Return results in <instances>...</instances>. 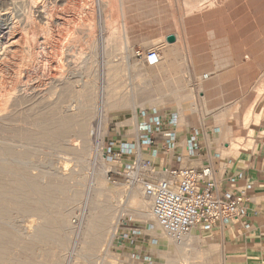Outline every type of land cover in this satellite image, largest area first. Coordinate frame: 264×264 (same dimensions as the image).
<instances>
[{"label":"rangeland","instance_id":"1","mask_svg":"<svg viewBox=\"0 0 264 264\" xmlns=\"http://www.w3.org/2000/svg\"><path fill=\"white\" fill-rule=\"evenodd\" d=\"M46 1L47 16L49 15L47 23L34 25L37 26L36 29L40 25L48 29L47 35L45 33L39 35H46L48 56L46 55L44 62L41 60V63L34 64L40 65L31 67L29 82L34 80L32 84H39L43 80L47 81L48 86V81L52 82L54 79V88L49 90L46 99L53 105L50 109L51 114L44 115L50 121L48 124L54 125L58 118L56 110L60 103L61 105L63 102L69 103L74 99L71 88L77 82L86 83L89 80L91 89L84 90L82 98L85 102L84 112L77 119L78 121L69 122L63 128H54L51 132H45L39 127L28 124L35 121L36 124L41 123L40 115L34 114L35 118L33 116L27 118L26 114L17 113L13 115L9 125L0 129V140L14 144L15 150L19 149L24 153L26 151L21 162L32 167L31 172L34 174L43 171L53 173L64 171L77 176L76 180L80 184L76 189L73 188L76 193H70L72 195L59 192L61 186H56L55 189L59 188L58 191L54 190L51 195L35 194L34 196L32 190H30L31 194L27 187L24 198L17 193L10 195L6 187L0 186L2 188L0 210L5 207L0 211V231H4L3 234L0 232V264H166L163 256L158 252L156 237L150 232L145 220L131 211L133 207H128L126 203L125 207L119 209L121 211L118 210V214L115 213L114 218L109 221V230L115 231L116 235L107 244L106 237L109 235L107 233L101 245L97 246L83 241L88 211L95 203L102 209V206L119 204L120 200L125 201L124 190L130 188L128 173H134L139 179L154 181L160 178L158 174L162 172L153 164L155 157L151 156L147 146L149 144L140 140L141 135H147L145 128H139L140 125H149L153 129L155 123L150 120L152 116L157 115L154 112L146 115L145 110L159 109L166 103L179 105L182 102L189 107L193 102V112L200 118L206 113L205 118L214 117L218 121L217 125L222 126L226 122V129L221 127L219 133L222 135L224 132V137L215 143L216 151L230 155L250 147L253 135L250 129L251 123L257 122L259 107L264 103V69L256 76L253 73L247 75L245 89L235 91L220 90L216 87L218 85L214 88L213 86L205 88L200 84V75L193 79L198 84L193 90L167 89L168 85H173L167 83L172 77H166L164 73L177 68L184 70L192 66L203 68L207 63L212 62V59L205 54L198 58L190 57L192 27L189 23L192 18H237L242 17L244 13L247 53L258 54L260 45H264V0H103V2L70 0L71 2L66 4L59 0ZM194 23L193 35L195 29L199 28ZM123 30L127 34L126 40L122 41ZM88 33L91 36H86ZM169 33L176 35L173 44L174 53L167 52L170 46H167L165 36ZM139 49H158L159 60L150 65L138 59L134 53ZM89 55L93 56L91 59L93 64L89 65L92 67H89L91 71L90 69L87 71L88 66L85 62ZM214 61H217L216 58ZM249 65L247 59V68ZM44 69L47 78L43 76ZM39 70H42V73ZM60 72L65 73L64 77L69 78L68 86L64 84L62 89V84L60 86L55 80L57 77H53ZM73 74L75 75L72 76ZM12 75L14 76L13 72L8 73V77ZM84 80L86 82H83ZM131 93H134V96L130 98ZM123 98H127L128 102ZM57 99L60 100L58 104ZM133 103L135 107L132 106ZM127 118H134V126L125 123ZM161 121L163 126L162 117ZM75 123L90 126L93 134L91 135L93 150L89 152L87 150L85 155L81 156L77 155L70 146L62 148L55 137L56 133L62 131L72 133ZM22 126H26L27 129ZM162 126L158 131L152 132L151 138L155 139V134L161 132L162 135H166V139L168 133L174 135L173 132L179 130L175 124H169L166 130ZM133 127H136L135 133ZM177 133L181 131L175 134ZM135 136L141 137L139 145L140 150L144 152L142 159L138 156L139 147L136 143L138 139ZM195 137L198 141V136ZM142 139L146 140L144 137ZM223 142L229 146L227 149H224ZM98 143H100L101 155L96 152ZM67 144L81 147L83 140L70 137ZM123 144H127V148L134 149L132 152L121 151L120 147ZM170 144L173 145L174 142ZM145 161H148V164ZM126 164L129 168L124 167ZM103 166L105 167L104 186L93 179L95 172L102 170ZM52 176L56 177V174ZM118 186L123 187L120 196L117 191L111 190L112 187ZM62 188H69L71 191L72 185L64 184ZM112 198L115 200H111ZM23 200L25 203L21 202ZM64 213L70 214L69 222L71 227L73 226L71 232L59 225V216ZM40 221L45 223L46 231L48 229L46 236L35 240V243L26 244L23 236ZM52 233L54 237L50 235ZM197 233L199 240L194 244L199 263L195 261L196 264H231L225 258L223 247L219 244L221 242L207 238L208 232L205 230ZM158 243L163 244L164 241L159 240ZM134 245L138 248H134Z\"/></svg>","mask_w":264,"mask_h":264},{"label":"bare ground","instance_id":"2","mask_svg":"<svg viewBox=\"0 0 264 264\" xmlns=\"http://www.w3.org/2000/svg\"><path fill=\"white\" fill-rule=\"evenodd\" d=\"M59 1L65 2V4L67 2H71L70 0H59ZM46 2H47L46 0H0V129L3 128L4 126L9 125V122H11L13 120V115H15L17 113H19V114L23 113V114H26L27 118H30L34 114L40 115V118L42 121L41 123H39L40 122L39 121L38 122L39 124H36L37 121H35L33 123L31 122L28 124H32V126L37 127V128L39 127L42 130H44L45 132H51L54 128L59 129V128L66 127L67 123L73 122V121L79 119L84 112V105H85L84 103L85 102L82 101V98H83V93L85 92L84 90H86V89L88 90L90 88L89 84L91 82H89V80L87 82L85 80L83 81V82H86L87 84L86 83H78L76 81L77 84L75 86L72 85L73 87L71 88L72 89L71 91L74 92V93H72L73 98H74L72 100V102H69V103L63 102L62 105L60 103V106L58 109L56 107H54L57 109L56 110L57 111L56 117H58V118H56V122L54 123V125H49L48 123L50 121L47 120L48 117L45 118L46 115L48 116L51 114L50 109L53 106L52 103L47 101L46 99L48 97L49 90L53 87L54 79L52 82L48 81V83H49L48 86L46 83L47 81L45 82L43 80L41 81L42 83H39V84H34V83L32 84V82L34 80L31 83L29 82L30 81L29 78L31 77V75L29 76V73L31 72V67L35 63L40 62L41 60H43V62H44L47 58L46 55L48 56V54L46 53V37H45L47 35L46 30H48V29H46L45 27H42L43 24L46 25L47 19H48L47 17L49 16V15L47 16L48 11L46 10V5H45ZM100 2H103V0H101ZM103 7H104V5H103ZM122 7H123V3L121 4V9H122ZM185 7H186V5H185ZM123 10H124V8H123ZM123 12L124 11H122L123 18H125ZM61 20H63V19H61ZM37 23L42 24V25L39 24L40 26L38 29H36L35 28L36 25H34ZM44 33L46 34L45 36H39L40 34L44 35ZM126 34L127 33L125 32V30H123V36H121L122 41H123V39L126 40ZM86 36H91V35H89V33H88V35H86ZM47 39H49V38H47ZM126 46H127V44H126ZM92 57H93L92 55H91V57L89 55V57H87L88 58L87 61H85V62H87V66H88L87 71L89 69L91 71L92 67L89 65H91V63L93 64V61L91 62ZM44 64H46V63H44ZM38 65H40V64H38ZM38 65L36 64V66H38ZM41 67H43L42 64H41ZM44 67L46 68V66H44ZM89 67H91V68H89ZM54 69H55V67H54ZM39 71L41 72L42 70H39ZM55 71L56 70H54V72ZM90 71H89V74H90ZM10 72H13L14 76L16 75V77H14L13 75H12L13 78L8 77V73H10ZM44 72H45V69H44L43 73ZM41 73H40V76L42 75ZM46 74L44 73L43 76H45ZM57 74L58 73H56V75ZM64 74H62V72H60L59 75L53 76L55 78L57 77L55 80L58 82V84H60V86L62 84L61 89L64 87L63 86L64 84L67 85L69 82V78L64 77ZM74 75L75 74H73L72 76H74ZM76 75H78V73ZM43 76H41V77H43ZM45 77H44V79H45ZM37 78H38V76H37ZM36 79H35V82H36ZM88 82H89V84H88ZM92 84H91V86H92ZM54 86H57V85H54ZM70 86L71 85H69V87ZM134 88L136 89V87H134ZM55 90H56V88H55ZM54 93H55V91H54ZM131 96H134V93L130 94V98H131ZM88 97H90V96H88ZM60 98H61V96H60ZM57 100H56V103L58 104V102L60 100H58V101ZM123 100L128 102L127 98H125V99L123 98ZM56 103H55V106L57 105ZM86 103H89V102H86ZM88 106H89V104H88ZM35 117L33 116V118H35ZM103 117H105V115ZM37 120H39V118ZM125 123L128 124L129 126H131V125L134 126L135 120H134V118H127ZM22 127L27 129L26 126H22ZM99 127H100V125H99ZM145 127H146V129H145L146 131L150 130L149 125H145V126L140 125L139 128L144 129ZM133 129L135 130L136 127L135 128L133 127ZM91 130L92 129L90 126L75 123L74 130L73 131L71 130L72 133L68 134L67 132L62 131V133L61 132L56 133L55 137H56L58 144H60L62 148H64V147L66 148V147L70 146L71 148H73V150L76 151L77 155L81 156V155H85L87 150H88V152H89V150H93L92 142H91V135H93V134H91ZM141 136H142V138L143 137L146 138V135H141ZM70 137H74L76 139L83 140V145L81 147H74V146H71L70 144L68 145L67 141H69ZM142 138L140 140L144 143L145 139H142ZM189 139L190 138L188 137V143H189ZM140 140H139V142H140ZM13 146H14V144H12V143H6L5 141L0 140V148H2L1 153H0V186L6 187L7 192L10 195L17 193L22 198H24V195L26 193V189L28 187V189H29L28 191L31 193L30 190H32V193L34 194V196H35V194L48 196V194L51 195V193H53L54 190L58 191L59 188L55 189L56 186L63 187L64 184H71L72 185L71 191H69L70 190L69 188L68 189H65V188L61 189V187H60L59 192L62 191L63 193H66V194L67 193H69V194L70 193H76L74 191V189H76V187L80 184L78 182V180H76L77 176H75L73 174H68L64 171H60L58 173L43 171V172H40L39 174H34L33 172H31L32 167H30L26 164H23L21 162V160L22 161L24 160V155H25L26 151L24 153V151H22V150H19V149L15 150V148L13 149ZM138 147L140 148L139 143H138ZM120 148L124 152H132V150L134 149V148H127V144H124ZM28 150L29 149H27V151ZM94 150H95V148H94ZM96 152L101 155L100 143H98V148L96 149ZM150 153L152 154L153 151H150ZM143 155H144V152L140 150L139 154H138L139 159H142ZM104 171H105V167L103 166L102 170H99L98 172H95V174H94L93 179L98 184L99 183L103 184V182L105 181ZM53 174H56V177H53L52 176ZM128 183L130 184V188H129V184H128L129 189L127 191L124 190L125 194H126V195L124 194L125 195L124 198H126L125 201L120 200L119 204H116V203L112 204L111 203V205H109V206L108 205H106L105 207L102 206V209H101V206H99L97 203H95L91 207V209H89V211L87 210L88 215H87L85 227H84L85 236L83 237V241L86 243L89 242L93 246H97L99 244L101 245V243L103 242V238H105V235L108 233L109 235L107 234L108 236L106 237V243L109 244V242H111L113 237L116 235L115 231H112L111 229H110L111 231L109 230V228H110V224H109L110 222L109 221L112 218H114L113 216L116 215L115 213L118 214V210L121 207L122 208L125 207V205L127 203L128 207H133V209L131 210L132 212L136 213L139 218L145 220V222L148 225L150 232L156 237V238L155 237L154 238L156 239L157 247L159 248L158 252L163 256L164 260L166 261V264H196L195 261H197V263H199L198 252L196 251V246L194 244L197 240H199V236H198L197 231H191L190 233L186 234L184 237H182L178 241L169 240L165 236L164 232L162 231L158 221L154 218L151 211L149 210L150 209L149 208L150 201L144 195L143 186H142L140 179H138L134 173H129ZM104 184H105V182H104ZM104 184H103V186H104ZM117 185H119V184H117ZM1 187H0V196L2 195V188ZM121 188H122V190H121ZM111 190L117 191V193H119V196H120V193L123 192V187H121V186H118L116 188L112 187ZM29 192H27V193L29 194ZM102 193H104V192H102ZM70 195H72V194H70ZM113 199L114 198H112L111 200H113ZM38 200H40V198ZM42 200H43V197H42ZM111 200H109V201H111ZM41 201H39V202H41ZM1 202L2 201L0 200V204H1ZM21 202H24V200ZM43 202H45V201L43 200ZM123 202H125V203H123ZM2 208L4 209L5 207H2ZM3 209H1V210H3ZM129 209H131V208H129ZM100 210H103V211H100ZM119 211H121V210H119ZM59 217H60L59 225L61 227H64L65 230H67L68 232H71L73 226L71 227V222H69L70 214L64 213ZM111 223H113V222L111 221ZM44 224L45 223L40 221L38 223V225L33 226L29 232H26V234L24 233L25 234L23 236V237H25L24 242H27L26 244H28V242H29V244H32L31 242L35 243L34 242L35 240L40 239L42 236L43 237L46 236V232L48 231V229L46 231V225H44ZM49 230H50V228H49ZM0 232H2V231H0ZM3 233H4V231L2 232V234ZM47 235H49V234H47ZM50 235L52 237H54L53 233ZM157 237H158V239H157ZM159 240L160 241L163 240L164 243L163 244L158 243ZM22 246H24V245H22ZM16 261H18V260H16ZM18 264H20V263H18Z\"/></svg>","mask_w":264,"mask_h":264},{"label":"crops","instance_id":"3","mask_svg":"<svg viewBox=\"0 0 264 264\" xmlns=\"http://www.w3.org/2000/svg\"><path fill=\"white\" fill-rule=\"evenodd\" d=\"M193 22L196 27L199 26L195 29L194 35ZM189 25L192 27L189 47L191 59L205 54L212 62L203 68L192 66L184 70L177 68L165 71L166 77H172L167 83L173 84L168 85L167 89L193 90V87L198 85L193 79L200 75V84L205 88L209 86L214 88L218 85L216 87L224 91L243 90L246 87L247 75L253 73L256 76L264 69V45H260L258 54L247 53L244 13L242 17L237 18H192ZM168 35H173L174 40L167 41ZM175 40L176 35L173 33L165 36V42L170 46L167 52L174 53ZM215 58L217 61H214ZM247 59L250 64L248 68ZM261 104L257 122L251 123L252 144L230 155L216 151L215 144L224 137V132L222 135L219 133L221 127L226 129V122L225 125H217L218 121L214 117L205 118L206 113L200 118L193 112V102L189 107L182 102L179 105L166 103L159 109L145 110L146 115L154 112L162 117L164 130L169 127V117L174 116L175 127L179 129L173 132L175 137L173 145H168L166 135H162L161 132L158 135L154 133L156 137L154 136L153 143L147 145L149 151H153L151 156L155 157L154 165L162 169L164 166L200 168L208 164L213 169L212 176L217 194L222 196L227 193L231 197L240 195L243 198L245 212L241 219L243 222L218 223L207 231L206 235L209 239L221 242L219 244L223 247L225 258L231 264H264V103ZM132 106L135 107V103ZM177 131L181 133L175 134ZM193 131H196L198 136V148L194 151L189 148L188 143V137L190 138ZM135 137L140 139L138 136ZM223 145L224 149L229 147L226 142H223ZM139 151L140 148L138 153ZM233 176L235 179L230 180ZM193 231L202 232L197 229ZM133 247L138 248L136 245Z\"/></svg>","mask_w":264,"mask_h":264},{"label":"built area","instance_id":"4","mask_svg":"<svg viewBox=\"0 0 264 264\" xmlns=\"http://www.w3.org/2000/svg\"><path fill=\"white\" fill-rule=\"evenodd\" d=\"M134 54L150 65L159 60L158 49H139ZM150 121L155 125L145 134V142L149 145L154 141L152 132L162 126L158 115L152 116ZM168 123L175 124V117H169ZM167 136L166 141L171 145L175 137L172 133ZM195 136L196 131H193L189 139V148L193 151L198 148ZM145 162L148 164V161ZM124 167L129 168V165ZM212 171L208 164L200 168L164 166L157 180L140 179L144 195L150 201V211L168 239L178 241L192 230L209 231L218 223L243 222V198L240 195L231 197L227 193L222 196L217 194ZM234 179L235 176L230 178Z\"/></svg>","mask_w":264,"mask_h":264},{"label":"water","instance_id":"5","mask_svg":"<svg viewBox=\"0 0 264 264\" xmlns=\"http://www.w3.org/2000/svg\"><path fill=\"white\" fill-rule=\"evenodd\" d=\"M166 39H167V41H173L174 40V36L173 35H168Z\"/></svg>","mask_w":264,"mask_h":264}]
</instances>
